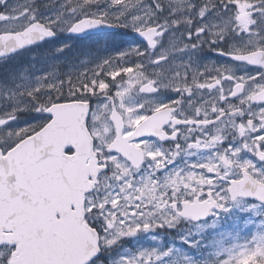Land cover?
I'll return each instance as SVG.
<instances>
[{"label":"snow or ice","instance_id":"snow-or-ice-1","mask_svg":"<svg viewBox=\"0 0 264 264\" xmlns=\"http://www.w3.org/2000/svg\"><path fill=\"white\" fill-rule=\"evenodd\" d=\"M0 264H264V0H0Z\"/></svg>","mask_w":264,"mask_h":264},{"label":"rangeland","instance_id":"rangeland-1","mask_svg":"<svg viewBox=\"0 0 264 264\" xmlns=\"http://www.w3.org/2000/svg\"><path fill=\"white\" fill-rule=\"evenodd\" d=\"M228 223L231 224V221L229 220ZM129 243H131V242H129ZM145 243H147V241H145Z\"/></svg>","mask_w":264,"mask_h":264}]
</instances>
